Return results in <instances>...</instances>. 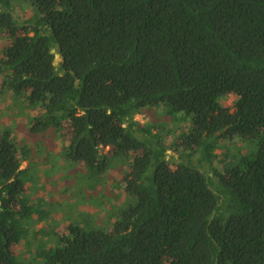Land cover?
Here are the masks:
<instances>
[{
  "label": "trees",
  "instance_id": "trees-1",
  "mask_svg": "<svg viewBox=\"0 0 264 264\" xmlns=\"http://www.w3.org/2000/svg\"><path fill=\"white\" fill-rule=\"evenodd\" d=\"M0 39V264H264V0H0ZM54 156L83 186L33 196Z\"/></svg>",
  "mask_w": 264,
  "mask_h": 264
},
{
  "label": "rangeland",
  "instance_id": "rangeland-1",
  "mask_svg": "<svg viewBox=\"0 0 264 264\" xmlns=\"http://www.w3.org/2000/svg\"><path fill=\"white\" fill-rule=\"evenodd\" d=\"M19 9V8H18ZM17 9V11L18 12H21L20 14H21V18L22 19H26V18H28L30 15H31V8H30V6L29 5H27V7H26V9H25V11L23 10V9H20V10H18ZM0 41H3V40H1L0 39ZM62 62V57H61V55L60 54H58L57 55V59H56V63L57 64H60ZM234 99H235V95L234 94H231L228 98H227V100L226 101H224L225 102V104L226 105H233V103H234ZM3 102V101H2ZM0 105H1V103H0ZM0 109H1V107H0ZM1 115V114H0ZM152 118V116H151V114H148L147 116L146 115H144V114H137L136 115V119H138L139 121H142V122H147V121H149L150 119ZM160 122H163V121H160ZM2 123H5L4 121H3V119L1 118V116H0V126H2L1 124ZM187 124V123H186ZM22 125V124H21ZM183 125H184V123H183ZM189 125V124H188ZM17 126L18 125H16V128H17ZM6 127V126H5ZM164 127H165V123H162V126H161V128L160 129H164ZM27 128V127H26ZM18 130H19V136H24L25 135V133L23 132V130H22V128H20V127H18L17 128ZM163 131V130H162ZM164 138L166 139V142H167V144L168 143H170L171 141H174L175 140V135H174V133H170L169 135H167L166 133H164ZM178 146H179V144H177ZM177 145H176V147H177ZM61 147V143L58 145V146H54L53 147V149L55 150V152L54 153H57L58 152V154H59V151H60V148ZM110 147H106V148H104L103 149V151L102 152H108V151H110ZM217 153H221V149H217V151H216ZM168 153H169V155H168V158L171 160V162H175L174 164H173V166H175L176 165V163L177 162H179L180 161V159H179V152L176 150V148H172V149H170L169 151H168ZM54 161L55 162H53L52 163V166H56V167H58L59 166V164L61 165V166H64L65 168H60V169H57L55 172H53L52 173V175H50V176H45L44 175V181H45V186H43L44 188H42V189H39L38 191H36V193H34L33 194V196H40V195H44V194H49V195H51V192H53L52 193V196L57 200L58 198H60V197H63V196H65V194L66 193H63V191L64 190H66V188L67 187H71V190L73 191V193L75 192V189L76 188H74L73 186L74 185H76V184H79V188H81L82 186H83V184L84 183H82L81 181H78V180H75L74 178H72L71 176L72 175H76L77 173H79V171L81 170L80 168H78V166L77 165H75V164H70L69 162H64L63 161V159H62V157L60 156L59 158L56 156H54ZM59 159H60V161H59ZM213 160H214V169L216 168V169H220L221 168V166H222V159L221 158H219V157H214L213 158ZM66 163V164H65ZM28 166V161H24L23 162V164H22V168H26ZM127 168V167H126ZM113 170V169H112ZM120 171H123V170H121V169H117L116 171L115 170H113L111 173H112V177L113 178H115L116 176H117V179L116 180H114V182L115 183H110L109 184V186L110 185H112L111 187H112V191L115 193V195H116V200L114 201V202H116V201H120V200H124L125 199V197L123 196V194L122 193H120V191H119V188L117 187V186H119L118 185V183L120 182V187H121V190L122 191H125V183L123 182V174H121L120 173ZM111 173L108 171V175L110 176L111 175ZM211 174H213V172H211ZM68 176V177H67ZM110 179H111V177H110ZM75 180V181H74ZM77 182H79V183H77ZM76 183V184H75ZM104 186V185H103ZM71 197V199L72 198H74V195H72V194H70V192L68 193V195H67V199L68 198H70ZM111 197H112V194H111ZM48 205V204H47ZM45 207L47 208V206L45 205ZM87 210H89L90 211V206L89 205H86V207H85ZM102 215V214H101ZM109 216V215H108ZM52 217H54V211L52 212ZM55 217L57 218V222H56V225H57V228L58 229H60L59 228V225L61 224V222H68V220L66 219V217H64V215L63 216H61V210L59 209L58 211H57V214H55ZM62 217V218H61ZM71 218V217H70ZM109 218V217H108ZM59 220V221H58ZM102 219H100V220H97L96 219V224L97 225H99L100 223H102V221H101ZM42 226V224H39L38 225V228H40ZM34 239V241H35V244L33 243V246L31 247L32 249H33V251H34V249L36 248V244H37V239L36 238H33ZM29 246H28V244H24V243H16L15 245H14V247H13V249H14V252L20 257V258H23V259H25V260H29V259H32V257L34 256V253H32L29 249ZM29 250V251H28Z\"/></svg>",
  "mask_w": 264,
  "mask_h": 264
}]
</instances>
